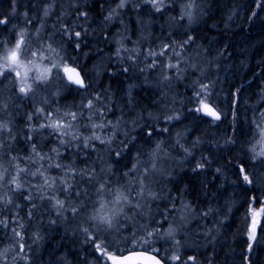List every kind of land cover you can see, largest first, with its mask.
<instances>
[{
  "label": "snow or ice",
  "instance_id": "snow-or-ice-1",
  "mask_svg": "<svg viewBox=\"0 0 264 264\" xmlns=\"http://www.w3.org/2000/svg\"><path fill=\"white\" fill-rule=\"evenodd\" d=\"M20 7L19 0H11L10 11L0 13V113L11 116L10 105L18 107L23 100L31 102L33 111L26 113L27 130L22 133L14 131L11 119H0V228L6 232L10 230L12 234V242L0 248V264H33V244H38L43 237L38 230L33 231L32 244H28L26 225L34 217L42 221L45 212L51 214L48 220L52 225L69 220L75 223V230L92 250V260H86L85 264H198L197 256L189 254L186 241L179 238L195 211L192 206L181 201L177 208L173 200L170 201L171 209L165 205L158 213L159 218L152 211V203L162 199L152 188L155 177L170 175L158 163L162 155H168L163 147L165 141L155 142L148 160L142 161L143 153L137 150L126 171L118 175L114 168L125 152L131 150L130 145L134 147L139 142L138 138L151 140L154 135L170 131L167 126L157 127L161 119L170 124L180 120L181 115L173 110L149 112L147 120L143 113L125 119L122 110L115 119L109 118L111 95L97 91L87 66L79 64L81 54L85 58L88 56L83 52L90 34L86 26L89 12L85 7L79 0H69L67 7L61 4L60 12L50 26L51 31L46 25L57 7V0H41L37 13L31 16L27 8L20 13ZM31 7L35 9L36 5ZM256 7L264 8V0H257ZM145 8L163 14L171 10L173 4L171 0H118L115 7H109L103 20L111 23L120 18L127 33L128 26L122 19L124 11L135 13L136 24L144 28L147 25L141 13ZM179 9L178 19L187 20L188 28L202 11L196 0H184ZM72 15L76 19L68 22L67 17ZM19 16L23 17V24L19 23ZM33 20H37L38 25L33 24ZM175 21L177 17H170V25ZM188 28L177 34L169 31L168 38L162 40L158 48L145 49L143 60L150 62L139 71L159 67L161 82L169 83L173 77L182 80L188 67L195 71L197 65L189 63L184 55L186 48L196 42ZM102 38L107 40L108 35L104 34ZM143 38L146 37L141 31L140 39ZM127 39H130L127 35L116 39L114 56L121 64L126 59L135 65L141 56L140 39L133 40L131 48L124 43ZM93 70L96 76L100 75L98 66ZM129 70V67L122 69L124 73ZM53 83L57 85L53 97H61L65 92L76 93L80 96L79 103L63 110L47 108L52 101L41 93ZM239 91L237 89V93ZM103 92L108 93V89ZM128 95L131 97V91ZM211 97V82L193 81L190 103L194 106L189 111L202 114L215 123L221 120V113ZM236 103L234 99V124L237 122ZM261 109H264V103L260 109L253 108L251 139L243 149L247 163L240 162L236 172L243 182L241 206L247 207L249 252L253 250V244L259 242V237L264 236V171H258L264 170V110ZM19 135H23L27 152L16 150ZM37 136L41 139L54 136L55 142L44 151ZM182 139V133L176 132L175 143L186 158L203 143L198 136L188 147ZM236 143L232 137L224 139V146ZM93 155L103 161L104 166L99 170L94 161L89 163ZM211 163L210 159L202 157L197 161L196 169H204ZM53 169L57 170L56 174H52ZM215 171L224 174L222 167ZM258 191L259 196L256 195ZM234 205V201L229 204V211ZM22 210L24 215H21ZM211 211L209 208L203 215L207 216ZM209 235L210 230L205 237ZM160 241L165 246H159ZM58 264H67V261L61 259Z\"/></svg>",
  "mask_w": 264,
  "mask_h": 264
},
{
  "label": "trees",
  "instance_id": "trees-1",
  "mask_svg": "<svg viewBox=\"0 0 264 264\" xmlns=\"http://www.w3.org/2000/svg\"><path fill=\"white\" fill-rule=\"evenodd\" d=\"M68 1L57 0V7L46 25L48 31H51L50 26L60 12V5L65 6ZM178 1L171 0L173 8L165 13L167 17H177V21L172 22L171 27L167 26V17L165 18L164 13L153 14L155 20L151 16L142 15V20L150 23L144 29L146 38L140 43L141 50L149 47L158 48L160 42L168 38L169 31L177 34L183 33L188 28L187 20L178 19V11H180L176 5ZM202 1L206 4L205 9H201L196 21L188 28L196 37V42L188 46L184 53L189 63L197 65V69L194 71L188 67L182 80L178 81L173 77L170 83L161 82V78L156 77V74H160L159 68L145 69L141 78L135 75V65L131 61L125 59L121 64L117 60L114 56L117 45L112 43L114 34L119 32L130 37L124 42L128 47H132V41L140 37V27L136 24L135 13L131 11H124L122 16L124 24L128 26L127 33L120 24V18L111 23L104 22L103 17L109 7H115L118 0H79L82 7L89 12L86 26L89 27L90 33L87 37V46L83 48V52L88 53V56L85 58L81 54L79 64L91 69L89 76L93 78L97 91L111 95L112 113L109 118L115 119L116 116L121 115L122 110L125 119L143 113L147 120L149 112L156 114L173 110L181 115L180 120H174V123L172 121L170 124H165L161 119L157 127L167 126L170 131L162 135H154L151 140L146 137L138 138L139 142L134 147L130 145L131 150L125 152L124 158L115 164L114 168L118 175L126 171L131 166L137 150L143 153L142 161L148 160V154L155 146V142L165 141L163 147L168 155H162V165L167 163L165 159H169L171 163L180 160V164H173L170 169L166 164L167 167L163 165L162 167H165L170 175L155 177L156 182L152 184V188L161 194L162 199L152 203V211L159 218L158 213L163 211L165 205L171 209L170 201L173 200L177 208L181 206V201L192 206L195 211L189 217L179 238L184 241L189 240L191 244L186 250L189 254L197 256L198 264H207L208 261L212 264H264V236H260L259 242L253 244L251 252L247 250L245 221L247 207L241 206L244 201L241 192L243 182L236 175L237 165L240 162L247 163L243 149L245 143L251 139L250 122L253 108L260 109L261 104L264 103L262 100L264 97V8L256 7L257 0H196L197 4ZM19 3L20 13L27 8L30 10V16L36 14L41 6V0H19ZM33 4L36 5L35 9L31 7ZM10 5L11 0H0V13L7 14ZM253 12L256 15H253ZM75 19V15L67 17L68 22ZM18 20L22 24L23 17L19 16ZM33 24L38 25V21L33 20ZM104 34L108 35L107 40L102 38ZM98 49L101 51L98 52ZM105 54H108V60ZM140 58L138 62L141 68L148 61L145 63L143 58L142 60ZM94 66H98L100 70V75L97 77L92 73ZM123 67H129V72L124 73ZM196 79L204 83L211 82V100L221 113L220 121L212 123L202 114L189 111L194 106L190 103V99L193 81ZM56 87L54 83L46 92L41 93L48 95L52 101L51 104L46 105L47 108L54 110L60 107L63 110L79 103L80 96L76 93L65 92L61 97H53L49 92ZM104 89H108V93H104ZM237 89H240L238 93ZM129 91L131 97L128 95ZM234 99L237 101L235 124L233 123ZM31 111H33L31 102L23 100L19 102L18 107L10 105L11 116L0 113V119H11L14 131L22 133L27 130L26 113ZM256 115L258 116L259 112ZM47 132L46 129L45 136ZM176 132H181L182 136L188 134L186 140L182 139L186 146L198 136L203 143L193 149L192 155L186 158L183 150L175 143ZM227 137H232L237 143L224 146V139ZM36 139L44 151L55 142L54 136L47 139L37 136ZM16 150L23 152L28 150L23 135L18 136ZM202 157L210 159L212 163L204 169H196V163ZM93 161L97 170L104 166L103 162L97 160L94 155L90 157L89 163ZM217 167L223 168V175L216 173ZM56 172L57 170H52V174ZM256 195L259 196L261 193L258 191ZM233 201L235 205L229 211V204ZM209 208L212 211L204 216L203 213ZM24 214L25 211L22 210L21 215ZM48 215L51 214L45 212L42 221L39 217H34L26 225L28 235L25 239L28 244H32L33 231L38 230L43 237L38 244H33V264H58L61 259L66 260L67 264H85L86 260L91 261V247L84 243L82 235L75 230V223L69 220L52 225L49 223ZM177 222H179L178 218ZM209 230L211 235L205 237V233ZM11 236L10 230L6 232L0 228V248L12 242ZM159 246H165L164 242L160 241Z\"/></svg>",
  "mask_w": 264,
  "mask_h": 264
},
{
  "label": "rangeland",
  "instance_id": "rangeland-1",
  "mask_svg": "<svg viewBox=\"0 0 264 264\" xmlns=\"http://www.w3.org/2000/svg\"><path fill=\"white\" fill-rule=\"evenodd\" d=\"M69 2V1H68ZM68 2L66 3V5L65 6H67L68 5ZM182 2H184V0H179L177 3H176V5H177V7H178V9H179V4L180 3H182ZM198 5L200 6V9H205V6H206V4H205V2L204 1H202V2H199L198 3ZM180 10V9H179ZM176 11H178V10H176ZM179 12V11H178ZM166 13V12H165ZM164 13V14H165ZM153 14H156V13H153V12H151V10L150 9H148V8H145L144 10H143V12L141 13V16L142 15H147V16H151V18L153 19V20H155V17L153 16ZM136 16V15H135ZM167 17V14H165V18ZM170 17L171 16H168L167 17V19H166V22H167V26H169V27H171V25L173 24V23H171V25H170V23H169V20H170ZM22 24H23V22H22ZM145 24L148 26V23H146L145 22ZM140 27V26H139ZM146 27H144V28H141L140 27V32L141 31H143V33H145V31H144V29H145ZM124 34H121V33H119V32H117V33H115L114 34V39H113V41H112V43L113 44H116V39L119 37V36H123ZM140 35V34H139ZM144 36H145V34H144ZM146 37V36H145ZM138 39H140V37L138 38ZM145 38H143V39H140V43H142L143 42V40H144ZM126 41V40H125ZM124 41V42H125ZM129 48H131V47H129ZM144 48H142V50H141V57L143 58V52H144V50H143ZM125 56L127 55L126 53L124 54ZM105 57H107V60H108V54H105ZM142 58H140L141 60H142ZM148 62H150V61H148ZM147 62V63H148ZM145 63H146V61H145ZM159 68V67H158ZM139 69H140V63L137 61V63L135 64V70H134V73H135V75H137V76H141V78H142V74H143V72H140L139 71ZM90 70L91 69H88V75L90 74ZM92 73H94L95 75H96V72L94 71V72H92ZM90 77V76H89ZM97 77V76H96ZM156 77H159L160 78V74H156ZM143 83H145V82H143ZM54 84V83H53ZM52 84V85H53ZM54 91V89H51V91L49 92V94H51L52 92ZM208 118V117H207ZM210 119V118H209ZM173 123H174V121H173ZM173 123H172V125H173ZM181 125V124H180ZM175 135V134H174ZM188 138V134H185V136H183V140H186ZM194 140H191V142H190V144H188L187 146L188 147H191V144H192V142H193ZM165 161H167V163H165L167 166H168V168L170 169L171 168V166L173 165V164H180V160H177V161H174V163H171V161L169 160V159H165ZM103 162V161H102ZM162 162H163V158L161 157V159L159 160V162L158 163H161L160 165H161V167L164 165L165 167H167L165 164H163L162 165ZM165 167H162L163 169L165 168ZM246 238H247V231H246ZM186 243H187V245H190L191 243H189V240H187L186 241Z\"/></svg>",
  "mask_w": 264,
  "mask_h": 264
},
{
  "label": "bare ground",
  "instance_id": "bare-ground-1",
  "mask_svg": "<svg viewBox=\"0 0 264 264\" xmlns=\"http://www.w3.org/2000/svg\"><path fill=\"white\" fill-rule=\"evenodd\" d=\"M188 145V144H187ZM202 241V240H201ZM199 242V241H198ZM221 242V241H220ZM190 252V251H189ZM221 253V252H220Z\"/></svg>",
  "mask_w": 264,
  "mask_h": 264
}]
</instances>
